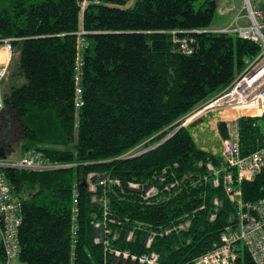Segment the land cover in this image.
<instances>
[{"label":"trees","instance_id":"1","mask_svg":"<svg viewBox=\"0 0 264 264\" xmlns=\"http://www.w3.org/2000/svg\"><path fill=\"white\" fill-rule=\"evenodd\" d=\"M195 1L101 0L80 16L77 0H0V39H10L12 49L2 79L11 87L2 97L0 160L12 162L34 150L55 166L4 169L22 202L16 257L21 264H112L111 255L95 242L96 223L118 232L112 247L143 253L150 229L182 218L190 221L189 229L155 237L150 250L158 253L160 264H195L235 223L238 210L225 193L223 172L213 187L205 166L220 169L223 159L198 147L190 127L182 124L231 85L259 46L208 31L218 1L205 0L197 9ZM81 28L88 46L80 56ZM174 39H187L191 52L181 51ZM78 60L80 83L75 81ZM13 119L18 121V157L10 147ZM261 120L237 119L241 156L261 145ZM217 129L226 137L223 122ZM140 150L145 151L131 156ZM164 169L182 180L169 199L146 204L127 188L130 181L157 183L154 177ZM92 172L121 184L122 190L113 186L107 192L106 215L103 206L92 203L85 184ZM235 187L242 202L260 200L264 169ZM141 222L148 226L135 229ZM127 230H134L129 242ZM0 262L9 264L1 243ZM236 264L255 263L243 247Z\"/></svg>","mask_w":264,"mask_h":264},{"label":"built area","instance_id":"2","mask_svg":"<svg viewBox=\"0 0 264 264\" xmlns=\"http://www.w3.org/2000/svg\"><path fill=\"white\" fill-rule=\"evenodd\" d=\"M100 1L77 0L80 16H83V12L89 4H97ZM241 8L245 12V16H235L232 22L233 25L208 31L237 35L240 38L253 41L259 46L258 54L247 63L246 67L229 87L192 112L182 124L186 125L210 111L220 112L219 122L224 123L226 131V137L220 139V156L224 165L220 169L214 168L210 163L205 166L212 173L211 184L213 187L219 185V175L223 172L225 193L230 201L234 202L238 210L237 218L233 219V223H235L226 226L221 233L220 245L198 257L195 260V264H236L242 245L255 264H264V197L254 203L242 202L239 198L241 192L235 187V183L253 180L255 175L264 169V136L261 145L256 150L247 156H241L237 127V119L239 117L264 118V0H242ZM243 18L247 20V23L239 25V20ZM175 34L174 32L172 33V35ZM77 36V50L81 56L88 46V41L82 28L77 33ZM174 43L179 45L181 51L191 52L187 39H174ZM11 55V40L8 38L0 39V83L6 75ZM80 67L81 62L79 61L75 73V81L77 83H80L81 78ZM76 92L80 95V86L77 87ZM80 104H82V101L78 100V105ZM240 105L244 107L236 113L234 110ZM1 109L2 94L0 89V111ZM228 109L232 110L230 114L226 113ZM144 151H137L131 156L141 154ZM7 167L43 171L52 169L55 166L46 164L34 150H28L20 159L12 162L0 160V241L7 263H9L18 256L20 250L18 229L22 221V202L15 191L14 185L4 173V169ZM187 177L185 176L184 179H187ZM204 179L207 180V177L205 176ZM154 180L157 183L148 185L130 181L127 183V188L138 193L140 200L144 203L153 204L158 201H164L169 196L171 197L173 189L178 188L182 181L174 179L173 174H169L168 169H164L160 176L154 177ZM85 184L93 194L92 203L103 206L105 215L109 209L107 207V192L109 189L117 186L122 190L118 179L110 178L108 175L99 172L89 173L85 178ZM98 190L102 194L99 195ZM212 203L215 207L219 205L217 198H213ZM215 217V213H212L208 218L213 221ZM147 226V223L141 222L135 229ZM189 227L190 221L182 218L169 227L152 228L148 231L143 243L148 251L131 253L128 250H121L111 246V240L118 238V232L115 231L112 234L108 225L102 222L95 224V242L101 243L104 250L111 255L112 264H160L158 253L150 250L154 238L167 236L173 231H185ZM133 231L127 230L125 232L124 240L126 242L133 239Z\"/></svg>","mask_w":264,"mask_h":264},{"label":"rangeland","instance_id":"3","mask_svg":"<svg viewBox=\"0 0 264 264\" xmlns=\"http://www.w3.org/2000/svg\"><path fill=\"white\" fill-rule=\"evenodd\" d=\"M203 1H205V0L195 1V8L197 9L199 4ZM217 1H218V8L214 14V19H213L212 24L210 26L211 29L218 30V29L226 28L232 24L235 16H245V12L241 8L242 7V0H217ZM130 4H131V2L127 3L126 6L127 7L130 6ZM226 13H228V15H225ZM246 23H247V20L245 18H243V19L239 20L238 24L244 25ZM19 83L22 84L23 80L20 79V81H18V84ZM10 87H11V82L7 78H5L0 83V89H1L2 97L8 92ZM219 113H218V111L209 112L201 120L197 121L195 125L196 126H202L203 125L202 127L208 128L209 119H211L215 116H219L220 115ZM187 118L188 117H186L183 122H185V120ZM263 122H264V120L262 121V123ZM189 127H193V125H190ZM198 128H201V127H198ZM209 136H210V134H200V135L194 137V140H195L196 144L198 145V147H202L203 146V140H205V138H207ZM217 144L219 146L220 140H219V142L217 141ZM217 144H215L214 147H216ZM19 145H20V137H19L18 121L16 119L15 120L13 119V131H12V137L10 139V147L12 149V153L17 157L20 153ZM0 243H1V241H0ZM241 248H243V245L241 246ZM0 264H1V262H0ZM9 264H21V262L19 261V258H15V259L11 260L9 262Z\"/></svg>","mask_w":264,"mask_h":264},{"label":"crops","instance_id":"4","mask_svg":"<svg viewBox=\"0 0 264 264\" xmlns=\"http://www.w3.org/2000/svg\"><path fill=\"white\" fill-rule=\"evenodd\" d=\"M225 15H228V13H226ZM210 112H212V111H210ZM207 113H209V112H207ZM207 113L203 114L201 117H199L197 119H194L193 121H191L190 123H188L186 125L187 126L193 125V127H190V131L194 137H196L200 134H210L209 137H207V138H205V140H203V146L200 148H202L203 150L212 152L214 154L220 155V144L218 146L217 141L219 142V140L223 137L220 136L218 129H217V124L219 123V116H215V117L209 119L208 128L202 127L203 125L202 126H196L195 125L196 122L201 120ZM226 113L230 114L227 111H226ZM198 127H201V128H198ZM215 144H217L216 147H214Z\"/></svg>","mask_w":264,"mask_h":264},{"label":"bare ground","instance_id":"5","mask_svg":"<svg viewBox=\"0 0 264 264\" xmlns=\"http://www.w3.org/2000/svg\"><path fill=\"white\" fill-rule=\"evenodd\" d=\"M242 107H244V106H241V105L240 106H237L234 111L239 112V110H241Z\"/></svg>","mask_w":264,"mask_h":264}]
</instances>
